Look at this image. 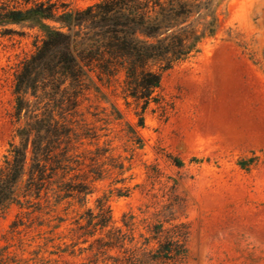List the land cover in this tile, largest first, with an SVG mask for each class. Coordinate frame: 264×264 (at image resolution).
<instances>
[{
  "label": "rangeland",
  "instance_id": "rangeland-1",
  "mask_svg": "<svg viewBox=\"0 0 264 264\" xmlns=\"http://www.w3.org/2000/svg\"><path fill=\"white\" fill-rule=\"evenodd\" d=\"M41 1L84 10L103 0ZM188 1L207 4L202 23L213 33L162 75L158 104L142 114L125 98L122 77L95 81L102 94L84 92L76 109L67 96L56 103L54 115L72 134L66 167L33 205L11 203L1 213L5 264H111L118 250H95L106 230L91 217L101 207L137 264H155L173 227L187 234L183 264H264V0ZM9 29L15 34L0 33V166L22 123L13 75L42 38L27 24Z\"/></svg>",
  "mask_w": 264,
  "mask_h": 264
},
{
  "label": "trees",
  "instance_id": "trees-1",
  "mask_svg": "<svg viewBox=\"0 0 264 264\" xmlns=\"http://www.w3.org/2000/svg\"><path fill=\"white\" fill-rule=\"evenodd\" d=\"M24 2V8L0 6L1 34H15L9 28L24 24L42 34L13 75L16 123H22L15 135L18 145H9L0 166V215L11 203L33 205L65 170L72 134L68 121L54 115L56 103L67 96L66 104L76 109L84 92L102 94L95 81L102 85L122 77L125 98L143 114L151 103L158 104L162 75L191 58L207 32L213 33L212 23H202L207 4L188 0H103L84 10ZM139 124L143 127L141 116ZM21 183L23 202L17 192ZM66 186L69 197L74 189ZM91 219L97 220L94 229L106 230L95 240L98 255L118 250L122 257L110 258L111 264H137L122 231L109 227V210L101 207ZM179 229L173 227L158 242L152 263L183 264L187 234ZM0 264H5L1 251Z\"/></svg>",
  "mask_w": 264,
  "mask_h": 264
}]
</instances>
